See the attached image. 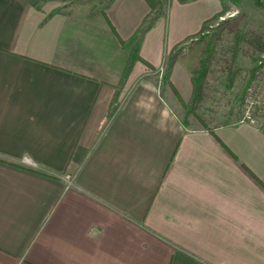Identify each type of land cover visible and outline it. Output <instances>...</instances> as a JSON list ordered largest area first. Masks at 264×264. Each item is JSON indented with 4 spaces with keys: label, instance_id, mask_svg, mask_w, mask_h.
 <instances>
[{
    "label": "crops",
    "instance_id": "obj_1",
    "mask_svg": "<svg viewBox=\"0 0 264 264\" xmlns=\"http://www.w3.org/2000/svg\"><path fill=\"white\" fill-rule=\"evenodd\" d=\"M88 3L0 0V264H264V127L189 113L177 60L161 81L219 1L168 3L110 115L149 6Z\"/></svg>",
    "mask_w": 264,
    "mask_h": 264
},
{
    "label": "rangeland",
    "instance_id": "obj_2",
    "mask_svg": "<svg viewBox=\"0 0 264 264\" xmlns=\"http://www.w3.org/2000/svg\"><path fill=\"white\" fill-rule=\"evenodd\" d=\"M170 1H164L163 14L167 12ZM218 1L220 9L206 19L195 36L187 37L185 42L175 48L177 56L175 55L173 62L177 60L180 65L187 66L190 71L193 69V71H200L201 67L204 68V79L203 83L200 82L202 85L200 89L197 90L194 87L190 78V88L188 90L180 89V91L185 95L189 113L195 112L196 109L198 114H205L206 116V114L213 113L215 117H221L220 119L225 113H235L239 114L238 122L261 127L260 125H263V111H257V107L253 108L252 105L255 120L250 122L242 118V104L248 94L247 85L249 83L246 82L250 77V71L255 66L257 68L262 65L263 61L261 62L260 59H264V48L259 50L246 39L249 32L253 31L257 34L255 38L257 43L264 44V8L254 5L251 0ZM61 2L66 3L65 6L79 5L80 3L89 5L88 2L92 3V0H61ZM86 5L84 10H86ZM83 9L80 11L82 12ZM231 27L233 30H229ZM235 29L240 31L239 33L243 32L244 37L242 39H239V35H236L234 39L235 34H237L234 32ZM119 32L121 33V31ZM210 44H212L211 49L208 48ZM119 46L120 48L123 47L121 44ZM100 47L104 48V42ZM100 47L93 46L98 55L103 49ZM130 48L131 43H128V47L123 52L124 57H127ZM110 50H112L111 43ZM172 54L174 53H171V56ZM203 59L207 61L204 66L201 63ZM165 65L166 63H164V67ZM188 91L190 94L186 96ZM125 96V91L124 93L120 92L118 98L122 102ZM179 109L182 116V109L180 107ZM211 120L213 119L211 118Z\"/></svg>",
    "mask_w": 264,
    "mask_h": 264
},
{
    "label": "trees",
    "instance_id": "obj_3",
    "mask_svg": "<svg viewBox=\"0 0 264 264\" xmlns=\"http://www.w3.org/2000/svg\"><path fill=\"white\" fill-rule=\"evenodd\" d=\"M164 1L165 0H146L147 4L149 6L147 13L143 16V18L141 19L140 23L138 24V26L136 27L134 32L128 37L127 41L126 42L123 40L120 41V43L123 44L125 42L127 45H128V43L129 44L131 43V48H130V52L128 53L127 57H125V62L123 63L121 72L119 74L118 81L114 84V91L112 93V96H111V99L109 102V106H108V110H107L108 115L114 113L116 108H117L118 95L121 92V89L124 85V82L127 78V75L129 73L132 65H133V62L137 59H140V56L138 55V49H139L141 37H142L144 31L147 30L148 28H150L153 24H155L158 17L163 14V8H164V3H165ZM181 1H184V0H181ZM231 1L235 2L237 0H231ZM251 2L258 7L264 8V0H251ZM204 22L202 23V25L204 24ZM202 25H201V27H202ZM229 30H233V27L229 28ZM234 32L237 33V34H235L234 39H235L236 35L240 36L239 39H242L244 37L242 35V33H243L242 31H241V33H239L240 31L235 29ZM196 34H197V31L188 35V37H193ZM256 37H257V34L254 33L253 31H250L248 37L247 38L245 37V38L248 39V41H250V43L253 45V47L258 48L259 50H262L264 48V44L263 43H257V41L255 40ZM186 39H187V37L183 39V42H185ZM238 40H236V41H238ZM179 45L178 44L174 45L172 47L170 53H168L166 58H165L166 65L164 67V72H163L162 77H161L162 82H165L168 80V76H169L168 74L170 72L171 65L173 63V59H175V57L177 56V51L175 50V48H177ZM208 48L211 49L212 44H210L208 46ZM171 53H174V54H172V56H171ZM196 56H197V54H196ZM201 63L204 66L205 63H207V61H205L203 59L201 61ZM193 70L190 71V77H191L192 84L198 90L202 86L201 83H203L204 68L201 67L200 71H196V70L193 71ZM255 71H256V66L253 69H251L250 77L248 78L246 83H249L251 81V79L254 76ZM197 97H198V95H197ZM261 111H263L262 112V119H263L262 123H263V125H260V126L263 127L264 126V114H263L264 109ZM255 117H256V115H255Z\"/></svg>",
    "mask_w": 264,
    "mask_h": 264
},
{
    "label": "built area",
    "instance_id": "obj_4",
    "mask_svg": "<svg viewBox=\"0 0 264 264\" xmlns=\"http://www.w3.org/2000/svg\"><path fill=\"white\" fill-rule=\"evenodd\" d=\"M264 58V57H263ZM262 65H259L256 68L253 78L247 85L248 94L245 96V100L242 104V118L250 122H253L255 119L253 117V108L257 107V111L264 109V59H260ZM162 66H159V71L161 72ZM242 120V119H241ZM20 161L26 164L34 165V162L27 156H22ZM68 177V176H66Z\"/></svg>",
    "mask_w": 264,
    "mask_h": 264
}]
</instances>
